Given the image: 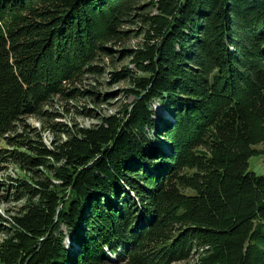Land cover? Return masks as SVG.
Listing matches in <instances>:
<instances>
[{"label": "trees", "instance_id": "trees-1", "mask_svg": "<svg viewBox=\"0 0 264 264\" xmlns=\"http://www.w3.org/2000/svg\"><path fill=\"white\" fill-rule=\"evenodd\" d=\"M260 154L264 0H0V264H264Z\"/></svg>", "mask_w": 264, "mask_h": 264}, {"label": "rangeland", "instance_id": "rangeland-1", "mask_svg": "<svg viewBox=\"0 0 264 264\" xmlns=\"http://www.w3.org/2000/svg\"><path fill=\"white\" fill-rule=\"evenodd\" d=\"M131 46H135L134 42H130ZM111 47V45H108ZM121 48V47H117ZM112 61V60H111ZM108 58H103L99 65L102 67V69L105 71V75L103 76H86L85 79L82 82V85H80L81 88L84 89H90L94 88L96 91H98L101 94L107 95V101L103 105H99L97 107H94L90 101L85 100L84 102H81V104L87 105L89 108L95 109L98 115H109L110 113H114L116 111H119L121 106L123 104H130L132 102V99L124 98V95L122 91L128 86L127 83H119L113 85L112 83L108 82V74L115 70L120 68L121 66H124L127 64V62H123V60L117 59L114 60V63L111 62ZM80 89V88H79ZM81 90V89H80ZM87 103V104H86ZM75 105L78 103H71L70 105ZM159 107L158 105H155V109L157 110ZM66 102H62L60 100H55L53 102V105L48 108V110L55 111L60 114V117L56 119V122L62 123L65 125H74L80 127H90L93 124L97 123V119L95 118H85L77 115L75 112L66 114L67 110ZM74 110V109H73ZM160 110V109H158ZM164 113V109L162 108L161 111L158 112L159 115ZM169 116V115H168ZM166 116V120L169 119V117ZM25 124L32 130H36L40 134L42 133V139L45 144L49 145L50 141L53 139V136L51 132L47 131V124L43 120H38L34 118H29L25 121ZM2 145V144H1ZM259 151L263 150L262 147H259ZM248 168L250 172L255 173L257 176H261L264 178V154H260L258 156L252 157L249 159ZM23 173H21L16 167L9 166L5 170H3L0 173V184L2 183H8L12 180H15L16 178L22 177ZM1 194V192H0ZM5 202V201H4ZM4 202H0V215H7V212H12L15 208L18 207L19 204H4ZM3 239V237H0V241ZM114 260V257L112 256V261Z\"/></svg>", "mask_w": 264, "mask_h": 264}, {"label": "bare ground", "instance_id": "bare-ground-1", "mask_svg": "<svg viewBox=\"0 0 264 264\" xmlns=\"http://www.w3.org/2000/svg\"><path fill=\"white\" fill-rule=\"evenodd\" d=\"M70 242V241H69Z\"/></svg>", "mask_w": 264, "mask_h": 264}]
</instances>
